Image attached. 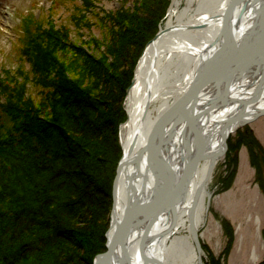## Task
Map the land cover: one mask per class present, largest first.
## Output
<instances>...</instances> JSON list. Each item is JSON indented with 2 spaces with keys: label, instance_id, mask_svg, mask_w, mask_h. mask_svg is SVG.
<instances>
[{
  "label": "bare ground",
  "instance_id": "6f19581e",
  "mask_svg": "<svg viewBox=\"0 0 264 264\" xmlns=\"http://www.w3.org/2000/svg\"><path fill=\"white\" fill-rule=\"evenodd\" d=\"M231 8V62L221 73L208 61L224 44L216 39ZM158 32L127 95L112 230L135 205L158 195L177 201L168 209V197L148 233H132L111 264H197L189 235L178 234L204 223L207 188L229 135L264 112V0H173ZM155 157L165 178L155 172Z\"/></svg>",
  "mask_w": 264,
  "mask_h": 264
},
{
  "label": "trees",
  "instance_id": "16d2710c",
  "mask_svg": "<svg viewBox=\"0 0 264 264\" xmlns=\"http://www.w3.org/2000/svg\"><path fill=\"white\" fill-rule=\"evenodd\" d=\"M148 4L150 5L146 11V17L140 19L137 29H128V37L122 43L119 54L115 56L116 64L114 63L113 66L116 72L118 71V76L111 78L113 85L109 90L113 102L109 106L108 113L107 109L103 108L104 103L108 104L105 102L104 95L97 98L95 95L76 89L74 82L78 81L67 78L66 65L56 55L60 52H64L66 56L74 55L75 59L86 65L89 73L94 70L92 67H97L98 62L88 54H84L80 46L66 40L68 32L66 29H56L51 25L48 29L42 30V26L33 16L24 19V27L20 35V42L23 44L21 54L32 65L36 82L43 88L44 103L36 107L31 99L26 97L27 82L25 80L20 82L15 80L11 85L5 74H0V204L6 202V207L12 209L11 212L4 211L6 207L2 210V205L0 206V236L2 237L0 238V264H10V262L20 264L24 260L36 262L43 261L46 257L52 258L54 253L45 247L46 240L49 241V236H53L52 239H54H51L53 242L59 240L65 215L80 218L84 215V205L89 200L99 207L98 211H95L90 205L85 210L92 216L91 222H94L95 226V235L90 229L91 232L88 230L90 234H93V237L88 240L89 247L94 254L106 251L105 233L111 205L110 191H108L109 194L107 193L108 196L104 197L103 192L98 188H92L90 191H87L89 190L87 188L84 191L76 185L74 181L77 180L82 181L84 185L88 183L90 175H86L80 160L85 158L86 166L90 167L88 164H92V158L80 143L67 136L68 132L62 130L64 125L60 122H66L68 128L73 129L69 131L70 133L77 131L76 133L83 132L89 136H96L99 132L104 134L105 159L93 160L96 167L100 168L95 167L94 171L98 170V174L105 175L107 169L100 166L106 162L110 166L112 164L115 171L122 156L118 126L126 118L123 107L124 97L132 83L134 70L144 47L156 33L157 24L165 15L169 0H151ZM119 21L120 19L116 22L119 24ZM35 26L37 29L33 31ZM102 66L103 71L109 70ZM2 98L4 101H1ZM94 112L95 115H92ZM81 118L82 121L78 122ZM242 138L243 143L249 141V145L254 143L252 141L254 136L249 129L242 134ZM75 142L77 146L71 144ZM78 147L81 149L79 150ZM236 147L230 145V149H236ZM235 163L236 159L233 158L230 161V168ZM235 171L236 169L231 170L228 179L224 181L222 192L231 188ZM63 174L68 176L69 180L67 178L62 181L60 176ZM104 177L108 178L107 182H109L108 175ZM67 185L69 188L66 187L67 189L64 190V186ZM73 185L75 192H78V197L67 195ZM63 191L67 192V197L60 202L57 197ZM68 204L74 206L69 209ZM76 204H81L80 209L79 206L76 207ZM50 205L57 206L58 209H47ZM17 225L20 226L17 227ZM20 228L32 230L31 236L26 238L22 233L24 237L16 247L11 250L6 248V241L17 238L21 234ZM78 233L84 234L86 231ZM78 237L80 240V236ZM232 241L233 236L230 234L229 245ZM17 248L19 250L16 252ZM76 259L78 263L92 264L90 259L85 261L86 259L81 256ZM211 264L219 263L218 260H213Z\"/></svg>",
  "mask_w": 264,
  "mask_h": 264
},
{
  "label": "rangeland",
  "instance_id": "374dc122",
  "mask_svg": "<svg viewBox=\"0 0 264 264\" xmlns=\"http://www.w3.org/2000/svg\"><path fill=\"white\" fill-rule=\"evenodd\" d=\"M181 1L182 6H185L186 0ZM150 2L151 0H0V74H5L4 76L7 77V81L11 85L14 84L15 80L19 82L25 80L27 82L26 97L31 99L36 107L44 103L43 88L36 82L32 65L21 54L23 44L20 42V35H22L21 29L24 27L23 21L26 17L33 16L38 20V24L42 26V30L48 29L51 25L55 26L56 29H66L68 31L66 40L76 44L78 47L80 46L84 54H88L98 62V64L96 63L97 67H92L94 70L89 73L85 67L86 65L84 66L81 61L75 59L74 55L70 54L66 56L64 52L56 55L66 65L67 78L78 81L74 82L76 83V89L83 93L87 92L95 95L97 98L104 95L105 102L108 104L104 103L103 108L107 109L108 113L109 106L113 102L109 90L113 85L111 78L118 76V71L116 72L113 66L116 61L115 56L119 54L122 43L128 37V29H137L140 19L146 17L148 5H150L148 3ZM172 2L173 0H169V6L166 9L165 15L157 24V31L146 43L144 50L157 37L158 31L165 25ZM118 19H120L119 24L116 22ZM36 29L37 26L34 27L33 31ZM61 36L65 38L64 35ZM108 49L109 51L107 52ZM102 65L109 70L103 71ZM136 68L132 83L128 87L123 101L126 118L118 126V139L122 156L116 165L115 171L114 166L112 164L110 166L107 162H103L105 164L100 166L101 168L104 167L105 170L107 169L105 175L101 176L98 174V170L94 171L96 168H99V166L96 167L95 159H105L103 154L105 144L104 134L99 132L97 133L98 136H89L83 132L76 133L77 131L70 133L69 131H73V129H69L66 122H60L64 125L62 130H65L66 133L68 132L67 136L80 143L92 158V164H88L90 167L86 166L87 161L85 158L80 160L82 169L86 172V175H90L91 179L88 177L90 180H87L88 183L86 185L82 181H74L76 185L84 191L87 188H89L87 191H90L92 188H98L103 192L104 197H107L108 191H110L111 205L105 238L112 224L115 203L114 185L118 174V167L125 154L121 132L123 125L128 120L127 95L134 82ZM1 101H4V98ZM92 115H95V112ZM81 121L82 118L78 120V122ZM247 129L254 136L252 139L254 143L251 145L248 144L250 141L248 143L242 142V134ZM77 142L71 144L77 146ZM230 145L237 147L236 149H230ZM233 158L236 159V163L230 168V161ZM233 169H236V171L232 186L229 190L222 192L224 181L228 179ZM107 175L109 182H111L110 185L107 182L108 178L105 179L104 177ZM60 178L62 181L67 178L69 180V177L64 174ZM66 187L69 188V185L64 186V190L67 189ZM75 190L73 185L68 194L63 191L57 198L61 202L67 195L78 197V192H75ZM6 204V202H1L0 206L2 205V210L6 207ZM71 204H68L67 208L74 206ZM95 204L89 200L84 205V215L80 216V218H71L65 215L63 218L65 225L63 224L60 230L59 240L53 242V236H49V241L46 240L47 242H45L47 250H51L54 253L53 259L46 257L43 261L38 260L36 262L35 260L32 262L24 260L20 264H26V262L27 264H85V262L78 263L76 259L78 256L86 259L85 261L90 259L92 264H95L96 256L101 253L94 254L91 247H89L88 240L93 237L95 226L94 222H91L92 216L85 211L90 205L95 211H98L99 207ZM77 206L80 209L81 204H76ZM47 209L56 210L58 208L57 206L50 205ZM4 211L11 212L12 209L6 207ZM204 217L205 221L201 227L194 228L198 234L200 251L192 232L193 228L191 229L192 225L190 229H183L178 234L189 235L192 246L197 254V264H211L213 260H218L219 264H264V114H260L257 118L243 124L229 135L227 150L219 164L215 167L207 188ZM66 218L68 221H66ZM259 221L261 223L258 224ZM19 226L17 225V227ZM89 229L93 234L89 233L91 232ZM20 230L22 232L17 238L6 241V248H10L11 250L16 247L24 237L22 233H24L26 238L31 236L32 230H24L22 228ZM84 231H86L84 234L78 233ZM96 231L98 232L97 229ZM229 232L233 236V241L230 245ZM78 236H80V240H78ZM0 238L2 239L1 236ZM49 243L51 244L49 245ZM18 250L17 248L16 252ZM255 256L258 258L257 260H255Z\"/></svg>",
  "mask_w": 264,
  "mask_h": 264
},
{
  "label": "water",
  "instance_id": "95a60500",
  "mask_svg": "<svg viewBox=\"0 0 264 264\" xmlns=\"http://www.w3.org/2000/svg\"><path fill=\"white\" fill-rule=\"evenodd\" d=\"M233 9L234 8H231L230 11L228 12L229 14L226 15L227 18H224V22H223L224 25H223V29H222V34L220 33L221 35L219 36L218 39H216V44L221 43L222 39L225 40L224 44L222 43L220 48L216 50V53L213 56V58L209 59V61H208L210 68L212 70H214L216 68V72L218 71L217 70L218 68H221V73H223L224 68L226 67L228 62H231V59H228L227 51H228V49H231L230 46L231 47L233 46V40H232L233 37L231 34L232 33L231 28L228 26V21L231 20L230 19V13H231V11H233ZM210 68H209V70H210ZM218 75H220V74H218ZM218 75H217V77H218ZM199 83L196 85V87L197 86L199 87ZM260 114H264V112L259 113L255 118H257ZM153 163L156 164V166L154 168L155 172L158 171L165 178V176H167V173L165 172L164 168L161 165H159L158 159L156 157H155V159H153ZM121 166H122V160L119 163L118 174H117V177L115 180L114 190H115L117 179H118L119 174H120ZM157 197H155L152 204H150L148 206L143 205V204H139L140 202L138 201L136 204H139V205L133 206L131 212H130L131 209H129V211L126 213L127 214L126 218L128 217L127 220L125 219L123 222H121L119 224V227H117L116 230H112L113 229V223L111 224V228L106 235V238H107L106 248H107V250H106V252L101 253V254L96 256L95 262H94L95 264H111L112 259L117 258L118 252H120V250L124 248V244L126 243L127 239L132 235V233H134L135 231H140L143 227H144L143 228L144 234L148 233V229L151 227L152 223L156 222V220L161 215L160 209L162 208V204L165 205V201L168 200L169 202H171L170 204H172L170 206L168 205V207H167L168 209H170L177 201V199H176L177 195H174L172 197L168 196L169 198L167 197L168 198V199L166 198L167 200L164 198L158 199ZM158 201L161 204H159V203L156 204V202H158ZM159 207H161V208H159ZM141 216H142V219H140ZM192 232L194 234V237L196 239V242L198 244V248L200 251L201 247H200V242L198 240V234L196 233L194 228H193ZM117 261H118V258H117Z\"/></svg>",
  "mask_w": 264,
  "mask_h": 264
}]
</instances>
